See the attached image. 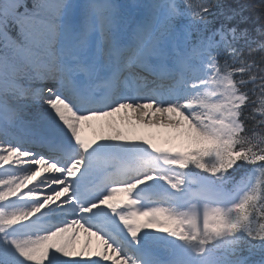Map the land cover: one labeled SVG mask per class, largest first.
<instances>
[{"label": "snow or ice", "instance_id": "obj_1", "mask_svg": "<svg viewBox=\"0 0 264 264\" xmlns=\"http://www.w3.org/2000/svg\"><path fill=\"white\" fill-rule=\"evenodd\" d=\"M0 264H264V0H0Z\"/></svg>", "mask_w": 264, "mask_h": 264}, {"label": "rangeland", "instance_id": "obj_2", "mask_svg": "<svg viewBox=\"0 0 264 264\" xmlns=\"http://www.w3.org/2000/svg\"><path fill=\"white\" fill-rule=\"evenodd\" d=\"M97 125H98V122H96V121H92V122H89L88 124H85L84 127H83V130H82V136L84 138H86V139H93L96 136L97 132H98ZM161 139H163V137H161ZM97 244H98V241H94L92 239L91 249L93 251L96 250ZM82 246L83 245H81L77 249L82 248Z\"/></svg>", "mask_w": 264, "mask_h": 264}, {"label": "bare ground", "instance_id": "obj_3", "mask_svg": "<svg viewBox=\"0 0 264 264\" xmlns=\"http://www.w3.org/2000/svg\"><path fill=\"white\" fill-rule=\"evenodd\" d=\"M92 122V121H91ZM87 239V237L85 236V234L83 233L82 235H80V238L77 242L76 247L79 248L81 245H83L84 241Z\"/></svg>", "mask_w": 264, "mask_h": 264}, {"label": "trees", "instance_id": "obj_4", "mask_svg": "<svg viewBox=\"0 0 264 264\" xmlns=\"http://www.w3.org/2000/svg\"><path fill=\"white\" fill-rule=\"evenodd\" d=\"M259 13H258V10L254 13V15H258Z\"/></svg>", "mask_w": 264, "mask_h": 264}]
</instances>
